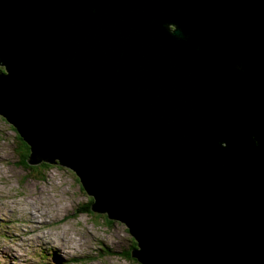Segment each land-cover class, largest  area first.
Wrapping results in <instances>:
<instances>
[{
  "label": "water",
  "instance_id": "95a60500",
  "mask_svg": "<svg viewBox=\"0 0 264 264\" xmlns=\"http://www.w3.org/2000/svg\"><path fill=\"white\" fill-rule=\"evenodd\" d=\"M0 63L29 163L71 169L132 258L264 264V0H0Z\"/></svg>",
  "mask_w": 264,
  "mask_h": 264
},
{
  "label": "rangeland",
  "instance_id": "374dc122",
  "mask_svg": "<svg viewBox=\"0 0 264 264\" xmlns=\"http://www.w3.org/2000/svg\"><path fill=\"white\" fill-rule=\"evenodd\" d=\"M16 136L0 116V264H140L124 255L132 237L123 223L79 211L89 196L71 170L30 155L37 171L20 165Z\"/></svg>",
  "mask_w": 264,
  "mask_h": 264
},
{
  "label": "trees",
  "instance_id": "16d2710c",
  "mask_svg": "<svg viewBox=\"0 0 264 264\" xmlns=\"http://www.w3.org/2000/svg\"><path fill=\"white\" fill-rule=\"evenodd\" d=\"M0 72H5L4 71V67L0 66ZM16 138L18 140H20L19 146L22 148L21 155L18 156V159H19L20 165L23 168L28 169L30 172H31V170L36 172L38 168L36 169L35 167H38V166H45V167H47L46 165H48V164L47 163H44V162H38V164H39L38 166H34V165L33 166H30V164L27 161L28 155H30V150H29L28 146L18 136H16ZM16 148H19V147L17 146ZM24 153H27V155H25ZM93 202H94L93 197H90L89 196L87 204L84 205V206H82V207H79V211L87 212L89 214H92L91 205H92ZM132 241H133L132 242V247H130L129 250H132V249L135 248L134 245H136V243H135V241L133 239H132ZM124 255L126 257H128V258H131L129 252L125 253Z\"/></svg>",
  "mask_w": 264,
  "mask_h": 264
},
{
  "label": "clouds",
  "instance_id": "9594fccd",
  "mask_svg": "<svg viewBox=\"0 0 264 264\" xmlns=\"http://www.w3.org/2000/svg\"><path fill=\"white\" fill-rule=\"evenodd\" d=\"M2 117V116H1ZM3 118V117H2ZM11 125V124H10ZM11 127L13 128V129H15L12 125H11ZM15 131H16V129H15ZM17 133V132H16ZM17 136L19 137V135H18V133H17ZM29 148V147H28ZM28 161V160H27ZM38 164V163H37ZM47 164H49V163H47ZM69 169V168H68ZM71 170V169H70ZM72 171V170H71ZM79 181V180H78ZM80 183V182H79ZM80 186H81V184H80ZM82 188V187H81ZM83 189V188H82ZM91 197V196H90ZM93 204V203H92ZM92 206V205H91ZM105 216H106V218L107 219H109L108 218V216L106 215V213H105ZM133 239V238H132ZM134 240V239H133ZM133 242V241H132ZM135 249H132V250H128V251H126L125 253H127V252H129V254H131L132 253V251H134ZM124 253V254H125ZM130 257H131V255H130ZM132 258V257H131ZM134 259V258H133Z\"/></svg>",
  "mask_w": 264,
  "mask_h": 264
},
{
  "label": "bare ground",
  "instance_id": "6f19581e",
  "mask_svg": "<svg viewBox=\"0 0 264 264\" xmlns=\"http://www.w3.org/2000/svg\"><path fill=\"white\" fill-rule=\"evenodd\" d=\"M6 221H8V220H6ZM73 259V258H72Z\"/></svg>",
  "mask_w": 264,
  "mask_h": 264
}]
</instances>
